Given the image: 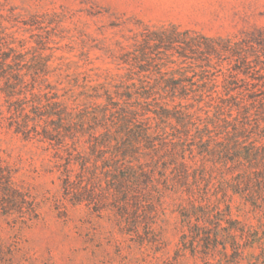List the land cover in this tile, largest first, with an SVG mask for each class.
Returning <instances> with one entry per match:
<instances>
[{
	"label": "rangeland",
	"instance_id": "1",
	"mask_svg": "<svg viewBox=\"0 0 264 264\" xmlns=\"http://www.w3.org/2000/svg\"><path fill=\"white\" fill-rule=\"evenodd\" d=\"M144 25L153 29L175 26L207 37L238 39L251 33L258 39L260 32L264 37V0H0V75H14L21 68L27 83L25 94H15L11 100L30 99L27 89L33 85L32 93L43 104L62 103L72 116L91 104H103L104 98L96 95L101 88L112 89L118 84L114 83L116 75L122 74L115 57L129 47L132 32ZM171 60L174 64L163 57L164 70H178L200 80L203 70L198 63H182L175 56ZM226 67L222 62L217 69L225 72ZM207 70L209 75L214 72ZM217 74L215 90L223 94V78ZM4 81L0 77V111L7 116ZM184 84H191L196 92L187 90L186 96L175 98L165 94L164 102L187 105L200 122L206 121L211 112L204 107L205 98L198 102V97L212 83ZM5 123L0 121V176L24 196L25 209L21 214L14 203L7 215L0 211V264H214L218 259L191 255L181 245L186 227L180 215L181 208L188 207V195L182 184L171 180L172 165L164 158L151 164L154 187L137 185L136 197L126 210L121 208L122 196L112 193L113 182L103 176L100 162L89 174L92 202H76L73 178L79 167L69 165L67 183L65 149L73 155L88 153L86 137L74 139L71 125L60 129L62 143L51 146L25 141ZM166 131L171 132L169 127ZM253 131L252 138L264 143V121ZM188 142L183 147L191 166L188 183L196 176L199 195L221 209L229 205L225 217L245 225L258 238L245 253L258 256L259 247L264 248V193L256 204L230 190L223 197L222 182L231 180L235 172L228 171L222 160L202 159L195 143ZM140 199L144 212L136 213L134 203ZM30 205L33 211L28 214ZM252 261L247 257L243 264Z\"/></svg>",
	"mask_w": 264,
	"mask_h": 264
},
{
	"label": "trees",
	"instance_id": "2",
	"mask_svg": "<svg viewBox=\"0 0 264 264\" xmlns=\"http://www.w3.org/2000/svg\"><path fill=\"white\" fill-rule=\"evenodd\" d=\"M142 27L139 31H131L129 47L122 48L121 54L115 57L122 74L116 75L114 83L118 84L112 89L101 88L96 95V98H104L103 104H91L72 116L62 103L43 104L40 96L32 93L33 85L27 89L30 99L24 96L12 101L15 94H25L23 89L27 88L26 74L21 75V68H18L14 75H0L5 79L3 92L7 97L8 114L3 116L0 111V121L6 122V127L25 141L47 142L51 146L62 143L60 129L71 125L74 139L86 137L88 153L73 155L65 149L69 157L64 167L67 183L70 182L69 165L73 163L79 167L73 178L76 202H92L89 174L100 162L103 176L113 182L112 193L122 196L121 208L126 210L136 197L137 185L142 189L154 187L155 169L151 164L155 159L164 158L172 165L171 180L182 184L180 186H184L188 195V207H182L180 215L186 227L180 237L184 249L203 259L218 256L214 264H243L247 257L254 261L248 264H264V248L259 247L258 256L245 253L258 238L245 225L225 217L229 205L221 209L205 195H199L196 176L192 175V182L188 183L191 166L183 153V147L192 141L202 159L222 160L228 171L235 172L231 180L222 182L223 197L230 190L247 202H258L259 194L264 193V143L252 135L264 121L263 35L260 32L258 39L252 38L251 33H243L238 39L221 38L191 30L179 31L175 26ZM174 56L182 63H198L196 66L203 70L200 80L194 81V75L187 77L178 70H164L163 57L174 64L171 60ZM222 62L227 64L225 72L217 69ZM207 69L214 72L209 75ZM217 73L223 78V94L215 90ZM184 83H212L211 88L199 92L198 97V102L205 98L204 107L211 112L206 121L200 122L187 105L164 102L165 94L175 98L186 96L187 90L191 94L196 92L191 84ZM168 127L170 133L166 131ZM143 158L150 161L143 162ZM160 176L166 179L164 174ZM24 202V196L0 176L1 213L7 215L9 206L18 203L19 212L24 214ZM134 204L136 213L144 212L142 199ZM26 208L28 214L33 211L31 205ZM205 264L213 263L206 261Z\"/></svg>",
	"mask_w": 264,
	"mask_h": 264
}]
</instances>
